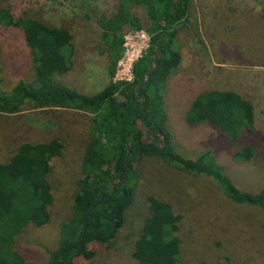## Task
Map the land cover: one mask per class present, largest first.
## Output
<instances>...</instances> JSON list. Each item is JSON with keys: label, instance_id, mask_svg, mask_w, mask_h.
<instances>
[{"label": "rangeland", "instance_id": "rangeland-1", "mask_svg": "<svg viewBox=\"0 0 264 264\" xmlns=\"http://www.w3.org/2000/svg\"><path fill=\"white\" fill-rule=\"evenodd\" d=\"M121 0H0V8L18 18L68 31L74 46L71 71L59 77L68 88L94 95L109 83L108 53L102 18L110 19ZM132 11L147 25L143 7ZM264 0H192L190 16L177 31L179 66L169 73L161 96L165 125L174 150L188 159L212 154L239 191L264 190ZM145 29L126 35L116 69V81L131 78L133 63L148 46ZM30 50L18 30L0 27V81L10 91L18 81L35 79ZM234 91L250 101L256 115L253 134L231 142L212 125L190 130L185 114L201 93ZM91 115L65 108L29 109L0 113V164L22 162V145L58 140L61 155L49 163L48 183L53 203L50 220L42 227L27 226L16 240L25 264H47L58 245L62 225L72 217L76 183L81 177L84 152L90 140ZM251 144L250 162L233 160L240 148ZM136 197L125 212L124 225L111 246L93 243L90 260L77 264H137L132 254L150 217L146 198L167 201L182 216L177 231L183 264H264V212L235 204L209 178L180 170L155 157L136 162Z\"/></svg>", "mask_w": 264, "mask_h": 264}, {"label": "trees", "instance_id": "trees-1", "mask_svg": "<svg viewBox=\"0 0 264 264\" xmlns=\"http://www.w3.org/2000/svg\"><path fill=\"white\" fill-rule=\"evenodd\" d=\"M191 3L192 0H121L115 16L100 19L110 81L91 96L79 94L59 80L73 66L75 51L68 31L31 18L16 19L8 9L0 8V27L21 32L35 76L32 83L18 81L10 91H3L0 81V113L65 108L91 115L90 140L76 183L72 217L62 225L58 245L49 253L47 264H77L80 258L94 257L91 244L112 245L136 197L135 165L144 157H155L187 173L207 177L235 204L264 212V190L249 193L232 189L230 177L212 161L211 152L200 153L195 159L178 154L165 125L160 90L181 62L177 31L187 22ZM133 6L144 8L146 26L132 11ZM142 28L149 38L148 46L132 65V79L114 80L126 35ZM157 49V68L153 69ZM255 119L250 101L237 92L217 89L198 95L185 114L190 130L212 125L231 142L251 136ZM62 149L58 140L26 143L19 150L21 163L0 164V264H25L16 246L17 238L27 226L42 227L49 222L48 208L53 203L49 163L61 155ZM254 152L248 144L236 151L233 160L250 162ZM146 201L150 217L135 242L134 260L137 264H183L177 237L182 216L165 200L148 196Z\"/></svg>", "mask_w": 264, "mask_h": 264}, {"label": "water", "instance_id": "water-1", "mask_svg": "<svg viewBox=\"0 0 264 264\" xmlns=\"http://www.w3.org/2000/svg\"><path fill=\"white\" fill-rule=\"evenodd\" d=\"M157 55H158V49L156 51V53L154 54V61H153V69H156L157 68V64H156V61H157ZM148 81V78L146 79V82ZM140 85L137 87L136 91H138ZM142 102V101H141Z\"/></svg>", "mask_w": 264, "mask_h": 264}, {"label": "built area", "instance_id": "built-area-1", "mask_svg": "<svg viewBox=\"0 0 264 264\" xmlns=\"http://www.w3.org/2000/svg\"><path fill=\"white\" fill-rule=\"evenodd\" d=\"M132 69V68H131ZM131 74V73H130ZM132 79V74H131V78H127V79H124V81H130Z\"/></svg>", "mask_w": 264, "mask_h": 264}]
</instances>
